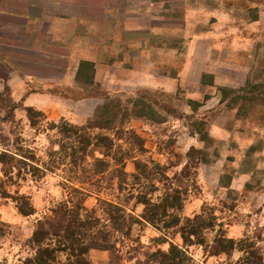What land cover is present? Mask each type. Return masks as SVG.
Here are the masks:
<instances>
[{
  "label": "rangeland",
  "instance_id": "374dc122",
  "mask_svg": "<svg viewBox=\"0 0 264 264\" xmlns=\"http://www.w3.org/2000/svg\"><path fill=\"white\" fill-rule=\"evenodd\" d=\"M104 29L108 43L113 34L118 38L115 46L105 47L106 63L115 56L116 66H96L92 86L71 85L69 79L51 83L49 79H56L53 75L61 72L55 66H40L44 68L35 71L46 75L40 84L25 78L15 66H0V153L8 152L22 161L8 179L0 164V221L4 229L0 264H20L32 256L28 239L36 221L51 216L53 208L67 200L71 180L84 179L81 174L69 173L67 165L60 166L59 156L51 155L60 142L52 123L63 119L80 126L104 98L124 108L129 100L139 97H145L160 112L171 109L175 113L163 124L130 119L120 134L95 133L110 136L116 151L131 155L124 160L128 174L135 171L136 159L149 167L159 163L172 178L188 162L191 148L207 149L211 163L192 169L181 216L191 218L204 208L213 213L218 227L205 234L204 246L186 249L189 264H236L240 253L232 257L212 253L210 246L218 229L228 238H248L256 243L264 264V104L229 107L221 101L219 91L222 87L239 90L248 84L264 86V0H111ZM125 30L136 35L124 38ZM119 37L121 44L116 49ZM75 67L69 66L67 75ZM203 75L212 76V85L202 83ZM34 94L39 99H29ZM190 100L204 103L194 110ZM27 107L43 114L36 127L31 126ZM196 121L205 123L210 139L206 148L192 134ZM129 132L141 139L143 152ZM96 156L100 157L90 154L88 162ZM108 178L85 177V206L98 209L101 199L113 200L140 219L143 207L129 199L128 191L110 188ZM140 190L136 188L134 194ZM18 195L30 197L35 209L32 216L19 214L13 202ZM159 237L182 245L172 231L139 223L133 226L129 239L117 243L116 261L108 252L91 251L90 262L140 264L156 251ZM160 248L166 250L168 245Z\"/></svg>",
  "mask_w": 264,
  "mask_h": 264
},
{
  "label": "trees",
  "instance_id": "16d2710c",
  "mask_svg": "<svg viewBox=\"0 0 264 264\" xmlns=\"http://www.w3.org/2000/svg\"><path fill=\"white\" fill-rule=\"evenodd\" d=\"M256 17V16H255ZM256 20V18H253ZM96 69L91 62H81L75 75V83L79 87H89L95 83ZM212 76L203 75L202 83L212 85ZM221 101L232 107L247 103L264 104V86L251 84L239 90L219 88ZM93 116L83 125H73L65 120L52 123L60 142L58 149L53 152L61 160L60 166L67 165L71 174L84 176V179H104L110 183V188L119 193L128 191L129 199L143 207L140 219L129 214L123 204L113 200L101 199L98 209L85 206L87 191L82 187L86 180L69 183L67 200L58 203L52 210V215L37 220L29 237V244L33 250L31 257L20 264H91L90 252H108L118 258L117 243L129 239L135 224H149L155 229L172 231L181 239L182 245L167 241L164 237L155 240L156 251L146 256L145 262L140 264H189L190 258L186 249L192 245L204 246L205 234L214 231L218 224L213 213H207L204 208L199 214L189 218H182L184 202L188 193L192 169L199 164H210L211 158L207 149L191 148L187 154L188 162L179 174L172 178L166 176V167L159 163L148 164L134 160L135 171L128 174L125 171V157L120 150L115 149L113 139L101 132H116L120 134L125 123L130 119H139L153 124H163L167 116L174 114L171 109L160 112L148 100L142 97L131 99L124 108L119 107L110 98H104ZM203 102L189 101L196 110ZM26 112L32 127H36L38 117H43L41 111L27 107ZM192 134L205 143L210 142L204 122H194ZM95 131H101L95 133ZM130 136L138 143L139 150L144 151L143 144L132 132ZM133 150V148L131 149ZM98 153L100 157L92 158L90 154ZM113 161V165H111ZM68 162V163H67ZM20 159L13 158L8 152L0 153V164L4 177L12 178L13 169L18 170ZM59 166V167H60ZM53 169V168H52ZM87 180V181H88ZM116 181V182H115ZM187 181L185 184L184 182ZM113 184L115 186H113ZM227 185V183H226ZM136 188H141L136 194ZM8 198V196H6ZM19 214L23 217L32 216L35 209L31 199L26 195H18L14 201ZM4 229L0 221V238ZM166 243L168 248L161 249ZM210 249L215 255L232 257L235 252L240 253L236 264H263L260 257V247L248 238L234 240L228 238L218 229ZM62 262H61V259ZM64 260V261H63ZM109 264H115V262ZM139 264V263H138Z\"/></svg>",
  "mask_w": 264,
  "mask_h": 264
},
{
  "label": "crops",
  "instance_id": "0c3cea01",
  "mask_svg": "<svg viewBox=\"0 0 264 264\" xmlns=\"http://www.w3.org/2000/svg\"><path fill=\"white\" fill-rule=\"evenodd\" d=\"M110 1L0 0V66H15L25 78L39 84L46 75L35 71L44 68L40 66H55L57 71L61 70L60 75H53L56 79L49 81L69 79L71 85L75 84L77 68L83 61L91 62L95 69L116 66L115 56L109 64L105 56V47L111 43L115 46L118 39L113 34L108 43L105 34V15ZM135 33L125 30L123 36L132 37ZM117 43L116 49L120 47V37ZM69 66L76 67L67 75ZM30 98L35 100L38 95Z\"/></svg>",
  "mask_w": 264,
  "mask_h": 264
}]
</instances>
